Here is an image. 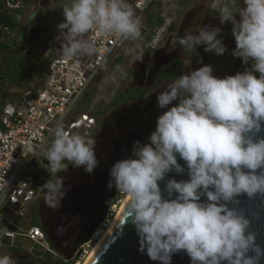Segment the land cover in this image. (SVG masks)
Listing matches in <instances>:
<instances>
[{
  "label": "clouds",
  "instance_id": "clouds-1",
  "mask_svg": "<svg viewBox=\"0 0 264 264\" xmlns=\"http://www.w3.org/2000/svg\"><path fill=\"white\" fill-rule=\"evenodd\" d=\"M210 7L219 11L221 25L231 23V55L248 67L218 78L211 65H202L174 78L157 92V106L166 110L157 116L148 142L135 141L131 156L109 170L107 186L127 196L126 215L138 250L159 264H171L180 251L190 264H260L264 259L252 220L238 207L241 196L264 203V138L253 139L264 125V0H211ZM62 15L56 28L67 58L97 54L92 32L143 39L132 0H70ZM221 33V27L197 23L177 44L187 51L202 45L206 53L223 55L228 49ZM134 51L142 61V51L125 50ZM53 137L46 169L65 170L64 161L89 174L97 167L94 138L69 133L62 124ZM168 173L188 178H166ZM41 189L49 208L60 207L66 194L63 177L48 179ZM0 264H13V259L0 255Z\"/></svg>",
  "mask_w": 264,
  "mask_h": 264
},
{
  "label": "built area",
  "instance_id": "built-area-1",
  "mask_svg": "<svg viewBox=\"0 0 264 264\" xmlns=\"http://www.w3.org/2000/svg\"><path fill=\"white\" fill-rule=\"evenodd\" d=\"M152 1L132 0L140 25ZM60 3L64 6L70 0H60ZM23 7L24 0H0V41L12 33L3 18L14 16ZM88 35L97 43V54L67 58L60 52L61 41L55 28L51 37L52 51L41 84L25 89L14 101L0 108V255H10L13 264H31L33 261L74 264V258L64 257L42 226L34 225L32 219L42 199V186L59 173L46 169L45 152L54 138L53 130L62 124L69 133L94 137L97 119L95 115L81 111L82 97L95 75L127 41L96 32ZM238 60V66L225 76L243 72L248 67L240 58ZM147 142L148 138L144 143ZM124 197L118 191L115 193L91 240L74 252L75 264H81L78 257L87 253L84 246L95 243L110 227Z\"/></svg>",
  "mask_w": 264,
  "mask_h": 264
},
{
  "label": "rangeland",
  "instance_id": "rangeland-1",
  "mask_svg": "<svg viewBox=\"0 0 264 264\" xmlns=\"http://www.w3.org/2000/svg\"><path fill=\"white\" fill-rule=\"evenodd\" d=\"M210 3L211 0H154L153 6L149 12L161 18L163 24L161 26L148 25L146 23L147 14H145L142 24L140 25L141 31H145L141 34L143 39L137 41L128 39L126 41L118 53L108 60L106 65L90 82L86 92L95 89V93L91 96L89 104L85 105L81 102V111H87L92 115H94L93 112L97 108L101 111L104 109L105 111L97 121L95 135L93 137L96 142L103 124L109 123L116 115L117 117H125L129 112L132 113L142 109L152 101L158 91L163 90L167 84L171 82H164L158 86L155 85V73L161 63L173 57L179 58L184 63L185 68L183 73H187L190 69H195L202 65H211L213 68V75L218 78L223 77L238 66V58L231 55V50L235 47L234 37L231 34L232 25L229 22L221 25L218 19L219 11L211 9ZM40 6L39 1H36L31 2L23 8L21 12V21L24 24V28H27L34 22V17H36L39 12ZM239 6V4L236 5V7ZM237 19H239L238 16ZM59 23L61 22L57 24ZM197 23L221 27V36L228 51L223 55H214L204 52L202 45L198 46L194 51L182 50L177 44L178 37L183 36L185 30L190 25H196ZM18 34L21 39V28ZM148 34H151V39L145 41V37ZM128 48L142 51L143 60H136L135 51L131 54H126L125 50ZM3 56L7 57V55L4 54L0 57V60ZM41 56L42 58L46 57L45 50H42ZM117 57H121V61H117ZM13 58L14 56L12 53L1 63L3 67V79L0 82V88L5 89L8 93L6 98L2 101V105L14 101L25 89L40 85L43 79L44 67L41 68L34 77H19L20 72L15 69L16 60H12ZM22 60L24 59H19L20 62H22ZM197 60H200L201 63H197ZM189 61H191L190 64L188 63ZM149 71H151V74L148 81L143 80L146 73ZM132 87L148 89L149 93L144 100L139 102L122 101L117 106L111 104V101L115 97ZM64 163L67 166L71 165L69 161H64ZM33 218L35 223L41 226L37 208ZM95 244H97V241L88 246H84V250L87 251V253H85L84 256L78 257V259H81V263L92 252L93 248L96 246ZM66 246L67 244H64V247ZM59 252L62 254L61 251ZM72 257L75 260L76 257L74 254L70 258ZM74 260L72 263L75 264L76 261L74 262ZM31 264L50 263L33 261Z\"/></svg>",
  "mask_w": 264,
  "mask_h": 264
},
{
  "label": "water",
  "instance_id": "water-1",
  "mask_svg": "<svg viewBox=\"0 0 264 264\" xmlns=\"http://www.w3.org/2000/svg\"><path fill=\"white\" fill-rule=\"evenodd\" d=\"M49 3L50 0H39L43 7H47ZM37 32L38 29H31L29 39L35 38ZM165 62L158 67L154 81ZM254 75L258 77L259 73ZM156 96L157 94L142 109L129 112L125 117L116 115L114 119L119 120L115 126L110 123L103 124L95 144V155L99 163L91 174L87 173L83 166L74 167L72 164L58 173V177H63L66 193L60 207L55 210L49 208L43 200L44 194L42 195L37 207L38 216L42 219V228L53 246L67 259L80 245L91 240L94 229L104 219L106 208L117 192L114 186H107L110 179L109 170L116 161L131 156V153L126 151L129 136L155 108ZM176 102L174 101L172 106ZM256 137L264 138V125L260 132L253 134V139ZM178 163L184 166V161L179 157ZM166 178L186 180L188 177L186 173H168ZM158 183L163 189L164 183ZM239 200L238 207L252 220L251 227L257 233V243L264 247V203H261L260 199L248 200L245 196H241ZM126 211L125 204L112 228L84 264H159L149 260L147 255L138 250V237L134 227L128 222ZM64 244L67 246L64 247ZM171 264H190V259L185 252L180 251L172 255ZM260 264H264V259Z\"/></svg>",
  "mask_w": 264,
  "mask_h": 264
},
{
  "label": "flooded vegetation",
  "instance_id": "flooded-vegetation-1",
  "mask_svg": "<svg viewBox=\"0 0 264 264\" xmlns=\"http://www.w3.org/2000/svg\"><path fill=\"white\" fill-rule=\"evenodd\" d=\"M62 7L63 6L61 5L60 0H50V3L47 7L40 6L39 12L37 13L36 17H34V22H32L31 25H29L27 28H24V24L21 21L22 14L19 13L16 15V20L18 22V30L15 32L12 31V33L9 36V39H14V43H13L14 58L12 60H16L15 69L18 70L20 73H23L22 76L23 78L26 77L29 78L31 76L34 77V75H36V73L39 72L41 68H43L44 62H46L48 57L50 56L52 51V43H51L52 33L57 23L64 20V16L62 15ZM20 28L22 33L21 39H20V35L18 34ZM31 29H38V32L35 38L29 39ZM42 50L46 51V57L44 58H42L41 56ZM20 58H23L24 60L20 62L19 61ZM225 75L223 77H225ZM149 77H150V71L146 73L144 77L145 79L143 78V80L148 81ZM2 79H3V75H0V82L2 81ZM132 88H136V87H132ZM5 92H6L5 89L0 88V102L3 101L2 98ZM171 106L172 105H169V107ZM165 110L166 109L158 108L156 102L155 108L152 110V112L142 120L141 124L135 128L134 130L135 132L129 136V141L127 142L126 151L131 153L132 146L135 141L139 140L141 143L143 141L144 142L146 141L150 133L155 128L157 116L162 114V112ZM117 121L114 119V120H110L109 123L111 126H115L117 124ZM40 220L42 226V219L40 218Z\"/></svg>",
  "mask_w": 264,
  "mask_h": 264
},
{
  "label": "trees",
  "instance_id": "trees-1",
  "mask_svg": "<svg viewBox=\"0 0 264 264\" xmlns=\"http://www.w3.org/2000/svg\"><path fill=\"white\" fill-rule=\"evenodd\" d=\"M36 1H38V0H24V7L26 5H29L31 2H36ZM153 3H154V1H152L146 9V14H147L146 23L150 26H161L163 24V20L161 18L156 17L154 14L149 12V10L153 6ZM23 8L20 9L14 16H12V17L9 16V17L3 18V21L14 32L18 30V22L16 20V15L21 13L23 11ZM141 32H142L141 34H143L145 31L142 30ZM150 39H151V34H148L145 37V41H149ZM13 43H14V39H9V37L5 38L3 41H0V57L4 54L7 55V57H9V55L13 53ZM7 57L3 56V58L0 60V75L3 74V67L1 65V63ZM116 60L121 61V57H117ZM45 64H46V62H44L43 67H45ZM184 68L185 67H184L183 61L179 58H176V57L172 58L168 62H165L161 66L160 72H159L158 76L156 77L155 85L158 86L164 82H168V81L173 80L174 78H176L177 76H179L180 74L183 73ZM21 76H23V73H20L19 77H21ZM94 93H95V89H92V90L85 92L83 95V98H82V103L85 105L89 104L90 98ZM148 93H149L148 89H141L138 87L130 88V89H127L124 93L119 94L117 97H115L111 101V104L113 106H117L122 101L139 102V101L144 100L146 98V96L148 95ZM7 94L8 93L5 92L2 100L6 98ZM1 105H2V102H0V107H2ZM104 113H105L104 109L101 111L98 108L93 112V114L95 115V117L97 119L100 118ZM33 219H32V223L34 225H37V223H35V221Z\"/></svg>",
  "mask_w": 264,
  "mask_h": 264
},
{
  "label": "bare ground",
  "instance_id": "bare-ground-1",
  "mask_svg": "<svg viewBox=\"0 0 264 264\" xmlns=\"http://www.w3.org/2000/svg\"><path fill=\"white\" fill-rule=\"evenodd\" d=\"M126 200H127V196L124 197V199H123V201H122V203H121V205H120V207H119V209H118V211H117L115 217L113 218V220H112V222H111V224H110V227L106 230V232H104V234L100 237V239L97 240V244H95L96 246L93 248L92 252L86 257V259H85L81 264H84V263L90 258V256L92 255V253L94 252V250L96 249V247L99 245V243L102 241V239L104 238V236H105V235L107 234V232L112 228L114 222L116 221L118 215L120 214L122 208L124 207V205H125V201H126Z\"/></svg>",
  "mask_w": 264,
  "mask_h": 264
}]
</instances>
